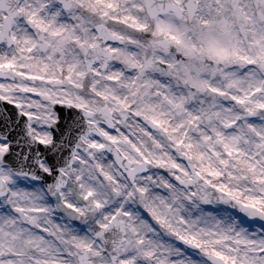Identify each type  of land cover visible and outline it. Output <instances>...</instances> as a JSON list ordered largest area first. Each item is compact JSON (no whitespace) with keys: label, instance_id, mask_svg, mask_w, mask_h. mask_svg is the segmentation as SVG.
Returning a JSON list of instances; mask_svg holds the SVG:
<instances>
[{"label":"snow or ice","instance_id":"snow-or-ice-1","mask_svg":"<svg viewBox=\"0 0 264 264\" xmlns=\"http://www.w3.org/2000/svg\"><path fill=\"white\" fill-rule=\"evenodd\" d=\"M0 264H264V0H0Z\"/></svg>","mask_w":264,"mask_h":264}]
</instances>
